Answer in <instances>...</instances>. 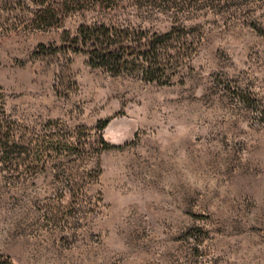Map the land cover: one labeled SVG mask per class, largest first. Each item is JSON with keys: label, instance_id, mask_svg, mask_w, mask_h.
Instances as JSON below:
<instances>
[{"label": "rangeland", "instance_id": "1", "mask_svg": "<svg viewBox=\"0 0 264 264\" xmlns=\"http://www.w3.org/2000/svg\"><path fill=\"white\" fill-rule=\"evenodd\" d=\"M35 1L0 0L18 144L0 157V258L264 264V0L73 12L45 0L58 9L49 27ZM99 20L183 28L171 82L90 66L66 37Z\"/></svg>", "mask_w": 264, "mask_h": 264}, {"label": "trees", "instance_id": "2", "mask_svg": "<svg viewBox=\"0 0 264 264\" xmlns=\"http://www.w3.org/2000/svg\"><path fill=\"white\" fill-rule=\"evenodd\" d=\"M35 3L40 5L35 12L37 26L54 25L58 20L56 16L58 9L44 5L45 0H36ZM57 5L64 12L159 7L155 0H61L55 4ZM182 30L183 28L172 27L169 31L161 33L148 30L143 32L141 28L135 29L128 23L99 20L93 23H80L74 35L70 39L66 38L74 45L73 51L87 55L90 66L101 68L113 75L137 74L142 80L159 85L171 82L175 73L170 72L171 65L178 67L184 62L182 45L174 47L169 44L183 34ZM140 34L145 35L140 37ZM4 97L0 88V157L9 147L15 148L18 145L13 135V122L6 115ZM0 264L13 262L9 258H0Z\"/></svg>", "mask_w": 264, "mask_h": 264}]
</instances>
